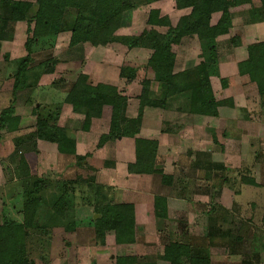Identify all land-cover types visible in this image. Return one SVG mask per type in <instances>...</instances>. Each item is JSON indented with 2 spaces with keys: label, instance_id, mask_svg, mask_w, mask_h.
Segmentation results:
<instances>
[{
  "label": "rangeland",
  "instance_id": "1",
  "mask_svg": "<svg viewBox=\"0 0 264 264\" xmlns=\"http://www.w3.org/2000/svg\"><path fill=\"white\" fill-rule=\"evenodd\" d=\"M15 1L32 7L24 21L0 22V113L12 106L24 121L14 133L0 129V227L9 220L21 223L27 189L44 206L48 202L49 208L64 197L68 216L85 224L75 233H66L49 220V210L41 224L54 232L51 264H115L123 257H135L137 264H169L163 260L167 242L181 240L185 231L201 238L213 221L223 235L229 233L232 240L239 237L241 242L234 246L236 252L230 247L209 248L212 264H264V101L256 86L238 72V64L248 59V47L264 42V20L256 17L260 11L253 18L263 1L253 0L251 8L237 13L230 33L216 40L218 71L210 78L211 86L216 101L230 103L217 118L184 111L188 103L182 95L167 100L163 108L140 109L143 91L148 89L151 99L159 101L162 86L151 80L147 69L152 53L129 42L149 29L152 11L173 20L189 15L191 10H178L175 0H130L134 10L125 13L113 42L74 48L66 27L52 26L46 34L35 35V0ZM3 14L7 19L0 5ZM154 29L168 32L166 27ZM29 40H33L30 50ZM177 48L174 75L196 67L204 53L197 37H183ZM22 67L27 71L16 85L23 89L14 90L13 78ZM79 75L88 76L93 86L115 88L126 100L127 120L141 115L131 130H137L135 138L119 136L100 146L110 133L108 107L84 130V112L65 103ZM230 84L234 88L229 92L225 89ZM40 119L65 130L76 142L74 155L61 154L55 144L33 140L35 122ZM127 125L122 127L125 131ZM168 128L173 133L163 132ZM136 139L157 143L155 169L173 177L172 186H165L159 174L130 173L129 167L136 164ZM192 161L197 162L195 167L189 165ZM142 177L144 182L139 181ZM40 182L45 188L35 192L33 184ZM140 192L167 196L173 211L170 218L158 220L150 206L124 203ZM99 204L133 205L135 244L117 245L113 232L107 233L105 246L96 244L95 230L87 219L100 218L94 214ZM37 257L39 253L32 255ZM35 262L42 264L41 259Z\"/></svg>",
  "mask_w": 264,
  "mask_h": 264
},
{
  "label": "trees",
  "instance_id": "2",
  "mask_svg": "<svg viewBox=\"0 0 264 264\" xmlns=\"http://www.w3.org/2000/svg\"><path fill=\"white\" fill-rule=\"evenodd\" d=\"M252 1L175 0L178 10H191L189 15L176 20L160 17L158 11H152L147 23L149 29L145 30L139 38L131 40L129 44L133 48L145 49L152 53L147 69L152 76L151 80L162 86V93L159 101L152 100V94L145 89L140 97V109L163 108L167 100L182 95L187 96L188 103L186 105L188 109L186 107L184 111L187 110L190 114L204 117H219V109L230 103L216 101L211 86L210 78L218 71V61L215 55L216 40L230 33L234 16L251 8ZM262 1V7L255 9L254 19L256 12L260 11L256 17H262L260 19L264 20L262 16L264 15V0ZM35 4L38 9L34 21V34H46L52 26L57 27L58 30L66 27L71 33L70 46L73 48L85 44L94 47L106 46L113 42L116 31L123 25L125 13L134 10V5L130 0H35ZM0 5L7 14V19L5 14L0 15V22L3 21V24L8 18L14 23L24 21L32 7L31 3L15 0H0ZM214 18L218 19L213 25ZM154 27H166L168 32L162 34ZM183 37H197L204 47V53L196 67L174 75L177 47ZM32 43L33 40L28 41L26 45L28 50ZM26 71L27 69L22 67L19 74L14 76V90L23 89L16 83L25 77ZM238 72L242 78L247 77L249 83L256 86L259 96L264 101V42L248 47V59L238 64ZM149 85L150 82L144 86ZM225 87L226 85H223V88ZM125 101L115 88L101 84L91 85L86 75L78 76L65 97L66 104L71 105L78 112H84L85 131L93 118L102 117L104 108L111 109L110 133L101 139L100 146L108 140L118 139L119 136L136 137L137 130H131L141 119V115L135 120H127L124 116ZM38 109L36 107V112ZM22 121L21 113H18L17 109L12 106L3 109L0 113V129L8 132L14 133L19 130L24 122ZM126 125L128 131L124 130L125 127L122 128ZM163 132L173 133L170 128ZM32 138L34 141H45L57 145L61 154L74 155L76 152V142L67 137L63 128L51 124L47 119L35 122ZM135 149L136 164L129 167L130 173L159 174L165 186H172L173 177L164 175L155 169L157 143L136 139ZM252 182L248 183L253 184ZM33 186L35 192L41 187L45 188L41 182ZM34 196V192L26 189L24 201L21 204L23 215L21 223L9 220L0 227V264H36L35 261L38 259H41L42 264L52 263L53 259L49 257L54 232L41 224L49 210L52 211L48 215L49 220L56 224V228H61L66 233H75L77 227L85 225L84 221L68 216L69 210L66 209L67 204L64 197L53 202L49 208L47 207L48 202L44 206L43 202L35 199ZM133 210V205L99 204L94 207V214L99 215L100 218L98 220L88 218L87 221L88 225L95 230L96 244L105 246L109 232L115 234L117 245L135 244L136 228ZM154 216L158 220L168 219L167 200L164 197H155ZM213 222L207 225L205 234L201 238L191 236L185 231L181 240L167 242L164 245L163 260L169 264H212L208 256L209 248L230 247L232 252H236L234 246L237 242L239 244L241 239L238 237L232 240L234 236L229 233L223 235L215 221ZM36 233H38L37 239L32 240V236ZM36 253H39V257L32 258V255ZM137 262L135 257H123L118 258L115 264H137Z\"/></svg>",
  "mask_w": 264,
  "mask_h": 264
},
{
  "label": "crops",
  "instance_id": "3",
  "mask_svg": "<svg viewBox=\"0 0 264 264\" xmlns=\"http://www.w3.org/2000/svg\"><path fill=\"white\" fill-rule=\"evenodd\" d=\"M231 85V86H230ZM229 86V88L227 87L225 90L226 91H231V89H233L234 88V86H232V84H230ZM222 108H220L219 109V117H220V115H222ZM196 161H192L189 165H191V166H193V167H195V165H196ZM135 177H141V176H135ZM145 177H147V176H145ZM145 177H142L141 179H139V181L140 182H144L145 180H144V178ZM4 187H5V185H4ZM3 192H4V190H3ZM155 197H164L166 200H167V203H169L170 201H169V198L167 197V196H161V195H157V196H151L149 193H144V192H140V193H138L137 195H136V197H135V199L133 200V201H127V200H123L124 201V203L125 204H133V205H135L136 207L137 206H141V207H146V206H150L151 207V210H152V212H151V214H152V216H154V199H155ZM175 200H177V201H180L181 202V200H178L177 198L175 199ZM117 201H121V200H117ZM169 201V202H168ZM169 211H168V219L170 218V214H172V210H171V206H170V203H169V209H168ZM167 219V220H168ZM203 237V236H202ZM142 243H144V242H142ZM122 247H127V246H122ZM154 262V261H153ZM156 264V263H155Z\"/></svg>",
  "mask_w": 264,
  "mask_h": 264
}]
</instances>
